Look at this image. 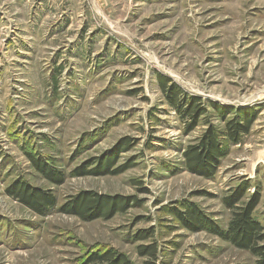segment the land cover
I'll use <instances>...</instances> for the list:
<instances>
[{"label":"rangeland","instance_id":"rangeland-1","mask_svg":"<svg viewBox=\"0 0 264 264\" xmlns=\"http://www.w3.org/2000/svg\"><path fill=\"white\" fill-rule=\"evenodd\" d=\"M162 78L206 107L257 111L239 142L222 137L214 176L188 171L183 152L225 122L207 107L189 128ZM116 149L124 170L78 174ZM19 180L56 204L44 214L27 207L7 192ZM244 184L246 196L259 192L254 216L264 224V0H0V264H80L103 247L145 264L138 247L152 240L137 237L150 231L156 264H255L249 251L177 217L195 205L226 228L223 199ZM83 191L130 206L109 219L65 213Z\"/></svg>","mask_w":264,"mask_h":264},{"label":"trees","instance_id":"trees-1","mask_svg":"<svg viewBox=\"0 0 264 264\" xmlns=\"http://www.w3.org/2000/svg\"><path fill=\"white\" fill-rule=\"evenodd\" d=\"M162 79L159 80L162 90L167 93L171 105L179 115L187 119L190 125L189 128L196 125L202 115L206 112L208 113L207 107H212L216 111V116L225 122V129L222 131L210 124L199 142L187 146L183 152L184 164L188 171L208 178L214 176L221 158L226 153L224 143L221 141L222 137L226 136L228 140L239 142L243 135L250 132L251 126L256 120L257 111L225 107L214 102L208 103L206 107L199 97L181 98L180 96H183V91L176 87V85L167 87L165 81L168 79ZM230 114L234 115L232 117L229 116V118L228 115ZM128 141H123L124 146H129L130 143L128 144ZM117 151L116 149L113 154L98 158V161L95 159L96 161L94 160L92 163L96 164L93 169H80L78 170V174L119 173L121 170L127 168L128 165L122 166L121 169L115 168L118 156ZM30 158L33 166L47 176L48 179L54 182L63 181V175L54 173L46 162L32 156ZM87 166L85 168H88ZM249 188L248 184L238 185L231 189V192L224 197V205L232 212L226 228L217 225L195 205L183 211H178L177 217L188 229L211 230L214 234L229 241L235 247L249 251L256 258L255 264H264V224L254 216V211L260 202V196L259 192H254L249 197L246 196ZM7 192L38 214H44L46 210L56 204L55 198L50 193L33 187L22 180L11 184L7 188ZM130 202L131 200L125 197L99 194L94 191H83L66 203L62 207V210L67 214L76 215L85 221L101 217L109 219L116 213L127 210ZM154 236V231H150L137 237L141 240H152L150 243L141 244L138 247V253L147 258L145 264H156L158 261L161 249ZM80 264L135 263L116 249L103 247L90 251Z\"/></svg>","mask_w":264,"mask_h":264}]
</instances>
